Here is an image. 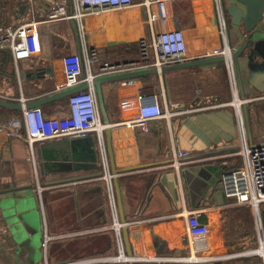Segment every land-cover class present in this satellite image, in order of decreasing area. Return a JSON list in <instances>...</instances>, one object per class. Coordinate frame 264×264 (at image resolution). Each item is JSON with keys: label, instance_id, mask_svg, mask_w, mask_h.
Returning <instances> with one entry per match:
<instances>
[{"label": "crops", "instance_id": "crops-1", "mask_svg": "<svg viewBox=\"0 0 264 264\" xmlns=\"http://www.w3.org/2000/svg\"><path fill=\"white\" fill-rule=\"evenodd\" d=\"M65 1L0 0V28L41 22L29 29L30 58L16 62L9 50H0L1 100L24 108L64 92L63 59L81 54L84 45L96 48L104 60L136 59L138 42L149 37L152 26L184 33L187 62L224 59L102 86L119 220L130 224L132 255L126 246L125 253L132 261L113 259L119 245L94 138L77 144L68 157L46 148L57 140L37 143L32 154L23 139L0 133V198L14 197L19 205L15 222L6 223L0 211V264H264V256L245 253L257 246V233L261 238V210L233 206L218 191L225 171L244 166L243 133L251 148L264 146V100L259 99L264 97V34L250 36L236 26L227 11L235 0H221L227 43L237 50L233 58L244 48L234 59V83L223 55L217 0H133L129 8L88 15L83 26L77 20L45 22ZM145 103L159 104L170 116L136 122ZM38 107L59 119L64 130L72 128L70 97ZM22 115L23 109L0 106V124ZM175 151L189 152V163L174 166ZM194 210L204 211L201 221L209 234L189 236L185 213ZM13 230L37 236L43 250L46 234L53 237L44 250L45 263L25 244L19 253L12 248L19 247Z\"/></svg>", "mask_w": 264, "mask_h": 264}, {"label": "built area", "instance_id": "built-area-1", "mask_svg": "<svg viewBox=\"0 0 264 264\" xmlns=\"http://www.w3.org/2000/svg\"><path fill=\"white\" fill-rule=\"evenodd\" d=\"M132 5L133 0H68L51 9L44 21L77 20L80 26H83L82 21L88 15L123 10ZM217 11L220 32L225 40L223 55L228 59L230 75L235 83L233 54L237 50L231 48L227 43L228 24L221 0H217ZM40 23L33 21L16 28H0V50H9L16 62L30 58L32 50L29 41V29L38 26ZM187 61V43L181 30L159 32L152 26L149 37L142 38L138 42V57L121 62L101 59L96 48H89L84 45L81 54H72L63 59L66 74V84L63 89L66 91L84 84L88 85L87 90L70 96L71 129L64 130L59 119L46 116L40 107H24L21 119L9 118L5 123L0 124V133L7 137L23 139L30 147L32 154L37 143L64 138L86 139L96 134L101 155L102 179L107 185L108 198L114 216V227L119 245V255L113 259L132 261L125 253V242L122 233L124 226L130 224H123L119 220L115 184L117 174L112 171L106 143V131L109 129L110 124H105L102 119L94 82L98 78L108 76L154 68L161 70L165 66ZM94 67H96V70ZM84 74L85 76H83ZM259 99L264 100V97ZM21 102L25 105L26 99L21 98ZM169 116L170 113H164L159 104L145 103L139 108V116L136 122L150 123ZM240 153L244 156V166L239 169H230L223 173L222 186L224 193L228 199L233 201V206H249L260 213L261 206L264 205V146L251 148L243 133V148ZM189 158V152L175 151L174 166L179 168L189 163L185 161L189 160ZM182 160L185 162H182ZM196 162L198 161H193L192 163ZM37 185V192L42 196L44 188L39 183V180ZM203 214L204 211L202 210L185 213L190 237H202L210 233L208 226L201 221ZM259 220L261 224L260 214ZM52 239L53 237L46 234L43 243L44 250L47 249L48 243ZM79 264H83V262H79Z\"/></svg>", "mask_w": 264, "mask_h": 264}, {"label": "water", "instance_id": "water-1", "mask_svg": "<svg viewBox=\"0 0 264 264\" xmlns=\"http://www.w3.org/2000/svg\"><path fill=\"white\" fill-rule=\"evenodd\" d=\"M228 14L232 18V22L239 27L244 28L248 33H250V36L254 34H264V0H235L234 3H232L230 6H228ZM251 41V37H249L246 40L245 46L248 44V42ZM244 51V48H242L238 53L234 55V59H237ZM220 59L224 58H213V59H206V60H198V61H192V62H184L176 65H170V66H165L161 70H158L156 68L154 69H149L145 71H139V72H133V73H127V74H120V75H115V76H108L104 78H98L94 82V86L97 91V97H98V102L102 114V118L105 124H110V118L108 117L107 110H106V103L104 100L103 92H102V86L104 84L108 83H115L117 81L125 80V79H133V78H139L147 75H152V74H157L160 71L161 72H166L170 70H177V69H182V68H189L193 66H198V65H204L212 62H216ZM85 76V74L83 75ZM88 89V85L84 84L80 87L73 88L66 90L64 92L58 93L56 95L44 98L40 101L34 102L32 104H28L26 108H33V107H38L40 105H43L47 102L56 100V99H61V98H66L70 97L71 95L84 91ZM0 106L5 107V108H15V109H23L22 105H14L9 102H6L4 100L0 99ZM107 133V139H108V145H111V130L108 129L106 131ZM87 140H82V139H76V140H69V139H64V140H57L54 141L48 145H46V148L52 151H60L63 152L64 155L68 156L72 151L76 150V145L81 144V143H86ZM110 157H111V165L113 168L114 173L116 174V165L114 162V158L112 155V150L110 149ZM116 190L118 197L120 199V190L117 185V180H116ZM218 191L224 193L223 186L218 188ZM225 194V193H224ZM15 202L14 197H9L7 200L3 198H0V211L2 212L4 216V221L6 223H11L10 219L13 217L15 219L16 212L19 209V205ZM18 203V202H17ZM261 222H262V228L264 231V205L261 206ZM8 213V214H7ZM17 221L16 219L13 220L12 222ZM123 224H126V221L124 218H122ZM123 237L125 241V246L127 249V253L129 255H132V250H131V244H130V239H129V230L128 226H124L123 228ZM17 232V231H16ZM16 232H14L16 234ZM18 234V232H17ZM19 236H22L19 234ZM23 237V236H22Z\"/></svg>", "mask_w": 264, "mask_h": 264}, {"label": "rangeland", "instance_id": "rangeland-1", "mask_svg": "<svg viewBox=\"0 0 264 264\" xmlns=\"http://www.w3.org/2000/svg\"><path fill=\"white\" fill-rule=\"evenodd\" d=\"M90 137H92V138H94L95 139V141H97V136H96V134H93V135H91ZM17 199L15 198V202H13V203H16L17 204ZM8 214V213H7ZM10 219H13V217H11ZM16 219V218H15ZM13 225L15 224V223H12ZM255 228H256V230H257V228H258V226L256 227V225H255ZM259 230V229H258ZM14 232H16V230H13ZM257 239V246L255 245V246H253L252 248H250L249 250H245V253L246 252H249V251H253V250H256V249H258L259 247H260V236L258 235V233H257V237H256ZM14 241L17 243V244H19V247L18 248H16L15 246H12V248H14V249H16L17 250V252L19 253V252H21L20 250H23V247H22V245L21 244H25V245H27V246H25L24 245V247H25V249L26 250H30L31 252H33V255L36 257V258H40L41 256H42V259H43V261H44V263H45V261H46V254H45V251L43 250V249H41V247L39 248L38 247V244H37V242H38V238H37V236H34V237H22V236H19L18 234H17V232H16V234H15V236H14ZM12 248L10 249H7V250H9V251H12ZM42 250H43V252H44V254H43V252H42ZM41 251V252H40ZM243 251V253H244V250H242Z\"/></svg>", "mask_w": 264, "mask_h": 264}, {"label": "bare ground", "instance_id": "bare-ground-1", "mask_svg": "<svg viewBox=\"0 0 264 264\" xmlns=\"http://www.w3.org/2000/svg\"><path fill=\"white\" fill-rule=\"evenodd\" d=\"M261 232H262V234H261V245H260V247L256 250L249 251L247 253L260 254V255L264 256V234H263L262 228H261Z\"/></svg>", "mask_w": 264, "mask_h": 264}]
</instances>
